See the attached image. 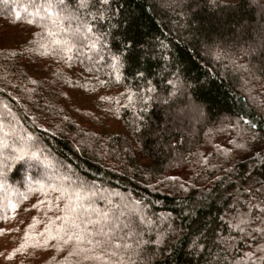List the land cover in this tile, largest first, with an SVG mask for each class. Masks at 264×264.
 <instances>
[{"label":"trees","instance_id":"trees-1","mask_svg":"<svg viewBox=\"0 0 264 264\" xmlns=\"http://www.w3.org/2000/svg\"><path fill=\"white\" fill-rule=\"evenodd\" d=\"M86 3L0 0L3 263L264 264L262 6Z\"/></svg>","mask_w":264,"mask_h":264},{"label":"snow or ice","instance_id":"snow-or-ice-1","mask_svg":"<svg viewBox=\"0 0 264 264\" xmlns=\"http://www.w3.org/2000/svg\"><path fill=\"white\" fill-rule=\"evenodd\" d=\"M58 2H59L60 4H62V5L64 4V0H58ZM193 2H195V0H193ZM87 6H88V5H87V3H86V0H80V7H87ZM48 7H49V10H51V5H48ZM18 15H19V13H17V16H18ZM91 30H92L91 25H88V26H87V31L90 32ZM73 35H81V34L79 33V30H77V32H75ZM53 42L56 43V44H60V43H61V41H59V40H56V41H53ZM92 47L95 48L96 45L93 44ZM63 51H64L65 53L70 52V51H71V48H70V47H65V48L63 49ZM53 55H57V53H53ZM69 59H71V57H69ZM113 60L115 61V60H116V57H113ZM105 98H106V97H103V96L100 97V99H105ZM35 155H36V154L33 153V156H35ZM21 159H22V157H21ZM64 179H68V177H64ZM36 183H38V184L40 185V187H39L38 190L41 191V192H44V191H45V188H44L43 182H42V181H38V182H36ZM48 187H51V186L49 185ZM53 190H54V191H57L56 189H53ZM64 191H66V190H64ZM74 192H75V196H70L69 199H76V200H79V199H80V194H81V193H83L84 195H89V194L92 195V196L97 195L96 191H94V190L91 189V188H89V189L86 190V189L83 187V185L77 186V187L74 189ZM57 198H59V197H57ZM101 199H104V198L101 197ZM139 203H140L139 201H136V204H139ZM43 204H44V201L41 200V199H39V198H37V200H36V204H35V205H32V207H36L37 205H43ZM13 207H16V205H13ZM78 207H80V205H76V204H73V205H72V209H73V210H75V209L78 208ZM92 207H93V205H91V204L85 206L86 209H87V208H92ZM93 210H96V209H93ZM64 215H65V216H68V215H71V213L68 212V213H65ZM121 215H123V213H121ZM57 219H59V217H57ZM77 219H78V218H73V219L71 220V223H72L73 225H77ZM100 219H103V220H109V219H112V217H110V216L108 215V213H106V212H101L100 215H99V217H98V219H97L96 221H86V223H93V222L99 223V220H100ZM116 219H117V221H118V220H119V217H116ZM140 219L143 220V217H141ZM77 226H78V225H77ZM125 227H128V232L126 233V237L130 238V237H132L134 234L139 235L138 233L135 232V227L132 226V221H131V220H129V224H128V225H125ZM101 230L103 231V229H101ZM89 231H91V230L89 229ZM258 231H260L261 235L264 236V229H259ZM109 232H112V233L116 232V227L109 228L107 232H104V235H105L106 237H108V239L105 240L104 243L108 244L109 246H111V245H115L117 248L121 247L120 241H119L118 239H115V238H112V237H109V236H108V233H109ZM69 238H70V239L72 238L71 235H70ZM75 238H76L77 240H81V239H83L84 237H83V234L81 233V234L77 235ZM96 243L99 244L100 242L97 241ZM123 246L127 248L129 245H128V243H125ZM136 247L139 248L140 245L137 244ZM90 258H91V257H88V256L85 257V259H90ZM104 258L107 259L106 256H105Z\"/></svg>","mask_w":264,"mask_h":264},{"label":"rangeland","instance_id":"rangeland-1","mask_svg":"<svg viewBox=\"0 0 264 264\" xmlns=\"http://www.w3.org/2000/svg\"><path fill=\"white\" fill-rule=\"evenodd\" d=\"M253 2H256V3H258L259 5H261L262 6V8L264 9V5H262L261 4V2H260V0H252ZM47 14L48 15H50V12L48 11L47 12ZM217 58V57H216ZM220 59V58H219ZM233 61V60H232ZM3 108L4 109H6V110H8L9 111V107L8 106H6V105H3ZM13 116H14V114H12ZM137 116V115H136ZM196 116H198V114H192L191 115V118H192V120H193V118H195ZM15 117V116H14ZM138 117V116H137ZM16 121H17V119H15ZM19 122V121H18ZM33 163V162H32ZM45 170L46 169H44L43 170V174L42 175H46L45 174ZM46 177V176H45ZM8 231H9V229L7 230V229H4V231H3V233L1 234V236H0V264H4L3 263V261H5L6 259V256H7V253H8V245H9V243H10V241H9V235H8ZM5 259V260H4Z\"/></svg>","mask_w":264,"mask_h":264}]
</instances>
